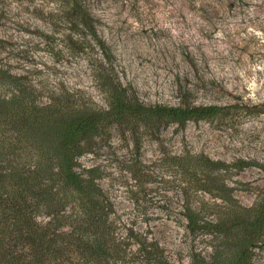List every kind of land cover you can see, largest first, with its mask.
Masks as SVG:
<instances>
[{
    "label": "rangeland",
    "instance_id": "obj_1",
    "mask_svg": "<svg viewBox=\"0 0 264 264\" xmlns=\"http://www.w3.org/2000/svg\"><path fill=\"white\" fill-rule=\"evenodd\" d=\"M90 3L98 37L109 51V76L132 100L229 106L213 121L153 120L134 129L113 124L77 159L81 166H101L99 182L112 210L155 238L170 260L209 258L221 245L218 231L235 216L251 220L259 206L264 209V0ZM0 5V72L20 82L7 96L14 109L32 112L13 166L31 169L44 162L36 140L53 135L55 123L45 113L62 114L55 105L61 89L82 95L93 108L107 107L100 72L109 63L96 38L50 15V0H0ZM185 153L239 164L224 177L222 190L214 179L211 191H191L205 220L193 228L182 206L186 179L173 161ZM260 239L250 264H264V234Z\"/></svg>",
    "mask_w": 264,
    "mask_h": 264
},
{
    "label": "trees",
    "instance_id": "obj_2",
    "mask_svg": "<svg viewBox=\"0 0 264 264\" xmlns=\"http://www.w3.org/2000/svg\"><path fill=\"white\" fill-rule=\"evenodd\" d=\"M90 4V0H50L49 14L80 25L98 41L104 63H109L103 64L100 72L107 82L103 90L107 107L93 108L82 95L61 89L55 105L62 114L52 116L51 109L45 113L47 121L55 123L53 135L36 140L41 148L38 157L44 162L37 161L31 169L13 163L14 153L26 141L32 112L22 107L14 109L12 98L7 96L9 87L20 83L19 76L0 72V264H250L252 247L264 234L263 207H258V214L251 220L235 216L218 231L221 245L214 246L209 258L176 262L169 259L155 238L112 210L99 182L103 177L101 166H81L77 161L113 124L134 129L153 120L181 124L189 119L213 121L226 115L229 108L217 104L145 105L132 100L109 76V51L98 37ZM32 10L43 11L38 6ZM173 161L181 168L188 188L182 205L187 225L200 226L205 223L203 207L194 204L191 191H211L213 186L208 185L215 180L218 183L214 185L222 190L224 177L239 164L189 153L178 154Z\"/></svg>",
    "mask_w": 264,
    "mask_h": 264
}]
</instances>
